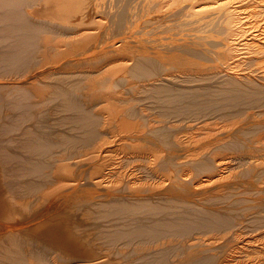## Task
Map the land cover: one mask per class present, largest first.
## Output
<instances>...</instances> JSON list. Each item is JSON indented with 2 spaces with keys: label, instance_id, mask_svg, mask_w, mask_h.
I'll return each instance as SVG.
<instances>
[{
  "label": "bare ground",
  "instance_id": "bare-ground-1",
  "mask_svg": "<svg viewBox=\"0 0 264 264\" xmlns=\"http://www.w3.org/2000/svg\"><path fill=\"white\" fill-rule=\"evenodd\" d=\"M183 1L179 9L189 27L200 26L211 35L216 31L215 37L209 41L202 36L198 39L199 35L191 41L179 38L168 51L169 45L161 49L138 31L141 28L137 30L141 23L137 21V6L145 2L147 7H154V12L163 11L161 0H127V4L114 12L113 19L110 17L117 26H124L122 35L109 36L111 40L108 37L111 28L101 9L104 0H0V110L4 111L0 115V264H264V228L247 235L238 231L242 225L264 224L261 195L264 180L257 174L264 173V151L255 153L250 146L243 152L240 146L244 135L228 143L233 148L240 147L243 153H238L239 149L237 153L217 151L224 145L220 143L226 137V126L221 132L223 124L210 122L213 119L204 121L208 115L202 121L188 122L187 129L182 128L189 131L180 135L177 126L163 125L156 116L149 117L144 107L134 105L135 100L145 101L163 114L196 113V116L200 110H231L241 95L254 103L262 100L263 104L264 67L260 81L256 82V79L238 76L233 70L236 63H233L239 59L238 50L250 42L257 44V53L264 59L261 33L249 32L250 37L239 38L260 19L262 22L258 16L264 11V0ZM173 2L167 6L175 5ZM36 14L47 21L33 18ZM50 22L55 39L45 35L48 32L41 33L45 28L48 30ZM248 22L253 25L249 26ZM189 27L190 32L193 29ZM207 44L213 49L208 50ZM163 55L177 56L184 62L194 63V67L189 64L191 67L180 71L184 75H172ZM191 55L228 59L232 64H227L226 68H222L224 65L199 68L200 60ZM37 59L42 60L41 69L35 74L32 70L25 73L23 70L33 66ZM9 73L15 76H5ZM158 75L163 76V81H157ZM177 77L181 80H173ZM219 77L222 84L220 87L216 84L219 97L197 96L192 81L201 80L202 86L207 88ZM246 126L241 123L243 130L238 128L244 132ZM263 126L258 127L264 130ZM159 142L168 144L170 150L166 158L161 156L160 145L154 147ZM254 142L264 150V135L253 139ZM198 149L203 150L201 156ZM186 159L195 168H208L210 172H206L204 178L200 175L199 180H193L191 173V179L179 174L182 173L179 169L187 165ZM236 160L246 164L243 172L253 171L260 176V183L248 180L250 176L245 179L248 180L247 190H251L253 196L258 195L252 201L258 202L263 212L260 209L261 212L245 214L250 210L241 212L242 205L225 208V204L214 206L216 201L212 204L213 199L218 203L219 200L228 202L235 194L234 186H230L234 181L228 178L234 176L231 164ZM158 162L160 166L166 165L164 168L173 165L172 170L176 168L178 175L173 174L177 171L160 170ZM129 164L155 180L147 181L149 187L146 185V189L141 190L132 176L125 180L122 188L119 185L122 181H118L124 180L123 168ZM189 184L198 194L209 191L213 185L218 189L215 188L216 193L212 190L214 194L210 193V197H196L205 205L199 206L201 202L195 205L194 200H189ZM240 212L244 220L238 216ZM94 224L99 226V229L95 226L97 232H93ZM229 226H233L234 231L219 233V236H206L211 232L204 229H229ZM196 228L207 230L201 232L205 236L198 232L179 243L183 235L177 241L174 236L175 243L170 240L174 233H169L170 239L160 238L166 230L185 234ZM99 244L110 248H100Z\"/></svg>",
  "mask_w": 264,
  "mask_h": 264
},
{
  "label": "rangeland",
  "instance_id": "rangeland-1",
  "mask_svg": "<svg viewBox=\"0 0 264 264\" xmlns=\"http://www.w3.org/2000/svg\"><path fill=\"white\" fill-rule=\"evenodd\" d=\"M112 1V2H111ZM115 1V2H114ZM117 1V2H116ZM119 0H104V2H103V8H101L102 10H103V12H102V14L106 17V19H107V22H108V24L110 25V28H111V30H109L110 32H109V34H111L112 35V33H113V35L111 36V35H109L108 34V37L110 36V37H113V36H115V34H116V36L115 37H117V35H122V31L121 30H123L122 29V27H124V26H117V24H115L114 22H112V19H113V17H114V15L116 14H114V12L115 11H118V9H121V7L122 6H124V3H126L127 4V0H120L119 2H118ZM161 1H163V4H164V6L162 7V8H164L163 9V11H157L156 10V12H154L155 11V9H153L154 7H147V5L145 4V2L143 3V6H141L140 4H139V6H137V8H136V11H137V21L138 22H141V23H139V25H138V27H137V30L138 29H140V30H138V31H141V32H143V33H145L143 36H145L147 39H150L151 41H149V42H156L155 44L157 45V47H159V48H161V49H167V47H168V45H169V47H168V51L170 50L169 48H172L174 45H176V43H178L180 40H179V38L181 39V38H185L186 40L188 39V41H191L192 39H197V37L196 36H198L199 38L198 39H201V37L200 36H202V38L203 39H206V40H208L209 41V39H213L215 36H213V34H215V32L214 31H212V35H211V32L210 31H205V29L204 28H202V27H200V26H197V25H191L190 27H189V25L190 24H187V22L186 21H184L185 19H184V17H183V13L181 12V8L179 9V7H181V5H183V0H182V2H181V0H176V2H173L174 0H161ZM111 2V3H110ZM114 2V3H113ZM175 3V5H173V6H171V7H169V6H167V4L168 3ZM182 4H181V3ZM118 3V4H117ZM177 4H181L180 6L178 5L177 6V8L175 7ZM119 5V6H118ZM172 5V4H171ZM146 6V7H145ZM175 7V8H174ZM111 8V9H110ZM117 8V9H116ZM141 8V9H140ZM144 8H146V9H144ZM170 8V9H169ZM114 9V11H112ZM176 9H177V11H176ZM178 9H179V11L181 12V14H180V12H178ZM141 10H143V11H141ZM146 10V11H145ZM149 10V11H148ZM172 10V11H171ZM105 11V12H104ZM110 11H111V13H110ZM161 12V13H160ZM170 12H175L173 15L170 13ZM176 12H178V14H176ZM142 13V14H141ZM151 13V14H150ZM153 13V14H152ZM263 13V14H262ZM262 13H260V15L258 16V18L260 17V18H262V22H261V19H260V21L259 22H261V23H259V22H257L258 23V25H257V23L255 24V26H253V27H251L250 28V30H246L245 32H244V36H243V34H241V36L239 37L240 39H241V37L242 38H244V37H248L249 35H251V34H253V33H258L259 32V34L262 36H264V11L262 12ZM179 14L180 15H182V16H179ZM148 15V16H147ZM159 15V16H158ZM261 15H263V16H261ZM36 17H33V18H37V19H39V20H44V21H47V20H45V18L43 19V18H41L42 16H39V15H35ZM112 16V17H111ZM144 16V17H143ZM161 16V17H160ZM112 19H111V18ZM141 17L143 18V20L141 19ZM175 17V18H174ZM181 17V18H180ZM111 20H110V19ZM140 18V19H139ZM158 20H157V19ZM178 19V21H177V19ZM250 18H253V16H250ZM110 20V21H109ZM144 20H146V21H144ZM147 20H148V22H149V24H148V26H146L147 24H146V22H147ZM176 20V21H175ZM251 20V19H250ZM102 21H103V23H105L106 22V20L104 19V18H102ZM181 21V22H180ZM182 21H183V23H182ZM110 22V23H109ZM145 23V25H144V23ZM182 23V24H181ZM186 23V24H185ZM253 23V22H252ZM252 23H249L248 22V25L250 24V25H253ZM112 24V25H111ZM170 24V25H169ZM184 24V25H183ZM263 24V25H262ZM115 25H116V27H115ZM142 25H144V26H142ZM161 25V26H160ZM169 25V26H168ZM245 25H247V23L245 24ZM247 25V26H248ZM249 25V26H250ZM50 27L48 28V30L45 28V29H43L42 30V34H45V33H47V34H45V35H48L49 37H53L54 38V36L56 35H53L55 32H53V31H51V22H50V25H49ZM148 27V28H146V27ZM153 27V28H151V27ZM158 26L162 29V30H159L160 28H158ZM172 26V27H171ZM184 26V27H183ZM186 26H188L189 27V29L191 28V29H193V30H191L190 32H189V30L186 28ZM196 28H195V27ZM257 26V27H256ZM262 26V27H261ZM117 27H118V29H117ZM121 27V28H120ZM155 27H157L156 29L158 30H156L155 29ZM197 27H200V28H198L197 29ZM255 27V28H254ZM262 29H261V28ZM119 28H120V30H119ZM143 28V29H142ZM151 28V29H150ZM183 28V29H182ZM247 28V27H246ZM257 28V29H256ZM146 29H147V31H146ZM148 29L150 30V31H152V32H155V33H152V32H150V31H148ZM165 29H167V30H165ZM182 29V30H181ZM196 29V30H195ZM201 29H202V31H201ZM204 29V30H203ZM259 29H261V30H259ZM46 30V31H45ZM115 30V31H114ZM118 30V31H117ZM155 30V31H154ZM175 32H174V31ZM180 30V31H179ZM184 30V31H183ZM252 30V31H251ZM263 30V31H262ZM163 33H162V32ZM195 31V32H194ZM200 31V33H198ZM150 32V33H149ZM159 32H161L160 34H159ZM207 32L208 33H210V36H208L207 35ZM249 32L251 33V34H249ZM121 33V34H120ZM147 33V34H146ZM165 33V34H164ZM167 33V34H166ZM175 33V34H174ZM217 33L219 34L220 32L219 31H217ZM226 32H222V34L224 35ZM245 33H247V34H245ZM148 34H153L152 36L151 35H148ZM172 34V35H171ZM177 34V35H176ZM183 34V35H182ZM189 35V36H187V35ZM192 34V35H191ZM258 34V35H259ZM53 35V36H52ZM160 35H162V36H160ZM172 37H171V36ZM179 35V36H178ZM186 35V36H185ZM206 35H207V37H206ZM246 35V36H245ZM257 35V37H259ZM234 36V35H233ZM235 36H237V35H235ZM109 37V40H111V39H113V38H110ZM160 37V38H159ZM174 37V38H173ZM189 37L191 38V39H189ZM194 37V38H193ZM196 37V38H195ZM250 37V36H249ZM56 38V37H55ZM54 38V39H55ZM238 38V39H239ZM53 39V40H54ZM156 39L158 40L159 39V41H156ZM161 39V40H160ZM237 39V40H238ZM239 39V40H240ZM169 40V41H168ZM177 40V41H176ZM243 40V41H242ZM242 40H240L241 42H244V39H242ZM247 40V39H246ZM162 41V42H161ZM211 41V40H210ZM171 42V43H170ZM240 42V43H241ZM50 44L49 45H51V40H50V42H49ZM160 43V44H159ZM164 43V44H163ZM254 43V44H253ZM52 44H53V42H52ZM243 44V43H242ZM166 45V46H165ZM210 44H207L206 45V47L208 48V50H211V45L209 46ZM238 45V44H237ZM249 45V46H248ZM248 45H245V46H247V48H245L244 49V44H243V46L241 45V47H243V49L241 48L240 50H238V52H241V53H239V59L244 55V56H246V57H244L243 56V58L241 59V60H237V62H234L233 64H235L236 63V66H234V68H233V70L234 71H236L235 73L238 75V76H243V77H249L248 79H250V80H252L253 79V81H255V79H256V82H259L260 81V78L262 77V75H261V70L263 69V67L264 66H262V64H264V59H263V57H261L260 56V54H258L257 53V50H258V48H257V44L255 43V42H250V43H248ZM252 45H254V46H252ZM172 46V47H171ZM240 46V45H239ZM164 47V48H163ZM209 47H211L210 49H209ZM250 47H251V50H250ZM213 49V48H212ZM252 49H253V51H252ZM248 51V52H247ZM256 51V52H255ZM250 52V53H249ZM253 53H255V54H253ZM246 54V55H245ZM248 54V55H247ZM250 54V55H249ZM255 56H253V55ZM242 55V56H241ZM259 56V57H258ZM207 57H209L208 59H206V58H204L203 59V57H199L198 58V56L196 57H194L193 55H191V58H193V59H198V60H200L199 61V64H197L198 66H199V68H203V67H212L213 65H218V68L220 67L221 68V66L222 65H224L222 68H226L227 67V64H232L231 62H228L229 60L227 59H224V60H226L225 62H222V61H224L222 58H221V60L220 59H218V58H216V57H213V56H207ZM257 57V58H256ZM262 59H261V58ZM162 58H163V61L165 62V65L168 67V70H169V72L172 74V75H184V74H181L180 73V71L181 70H185V69H187L188 67H191L192 66V64H194V63H191V62H189V61H187V62H184V60L183 59H181V58H179V57H177V56H169V55H163L162 56ZM200 58H202V60L200 59ZM213 58H216V59H214V60H212ZM206 59V60H205ZM210 59V60H209ZM239 61V62H238ZM41 62H42V60L41 59H37L36 60V62L34 63L33 62V66H29L28 68H26L25 70H23L25 73H27V72H31V70H32V72H33V74H35L37 71H39L40 69H41ZM219 63H222V64H219ZM191 66H190V65ZM238 64V65H237ZM240 64V65H239ZM40 65V66H39ZM184 65H185V67H184ZM221 65V66H220ZM188 66V67H187ZM226 66V67H225ZM192 67H194V65L192 66ZM242 68V69H241ZM34 69V70H33ZM258 69V70H257ZM240 70H242V71H240ZM188 72H189V70H187ZM193 71V70H192ZM240 73H239V72ZM24 72H22V73H24ZM188 72H186L185 71V73H188ZM243 72V73H242ZM184 73V72H183ZM190 73V72H189ZM242 73V74H241ZM247 73V74H246ZM243 74H245V75H243ZM256 74H258V75H256ZM11 76V77H14L13 76V74H11V73H9V74H7V75H5V76ZM249 75V76H248ZM256 75V76H255ZM9 76V77H10ZM161 76V77H160ZM157 77V76H156ZM159 77V78H158ZM158 77H157V79H159V80H157L156 78V80L157 81H163V79L164 78H162L163 76L162 75H158ZM182 77V76H181ZM181 77H177V78H175V79H173V80H176V81H180L181 80ZM251 77V78H250ZM254 77V78H253ZM255 77H257V78H255ZM162 78V79H161ZM137 79V81H141L140 79L138 80V78H136ZM136 79H135V81H136ZM259 80V81H258ZM201 81V80H200ZM198 79L195 81H192V83H194V85H195V88H196V90L198 91V94H197V96L199 97V98H210V97H213V98H215V97H219V92L217 91V86H221L222 84L221 83H219L220 81H221V78L219 77V79L217 78V79H213V81H215L214 83H213V85H211V86H208L207 88H205L204 86H202V83L200 82ZM196 82V83H195ZM218 83V85L216 86V84ZM221 84V85H220ZM237 100H238V104L236 105V106H234V108L233 109H231V110H218L217 111V109H215V112H212V111H214V110H209V111H207V110H200V111H198L197 112V115L195 116V114H185V113H183V114H179V115H173V114H163V113H160V112H158V110L154 107V106H151V105H149V104H147L145 101H137V100H135L134 101V105H136V104H138L137 106H142V107H144L145 108V112L146 113H148L147 115H149V117L150 116H152L153 117V119H154V117L156 116L157 118H155L156 120H159V119H161V121H160V123L161 124H163V125H167V126H170V127H172V128H176V126L178 127L177 129H179L178 130V134L180 133V135H184L185 133L184 132H188L189 131V128H188V130H186L187 129V127H185L186 126V124L188 123V122H193V123H195V122H197V121H202L203 119H204V117H206L207 115V117L205 118V120L204 121H207L208 122V120L210 121V119H213V120H211L210 122H214L215 121V123L216 124H218V125H222L223 124V128H222V131L221 132H224L225 133V135H226V137L221 141V143L220 144H224L223 146H221L220 144H218V145H220L221 147H220V149H216L217 151H222V152H238V150L237 149H239L240 150V152H238V153H241L242 151L244 152L245 150L244 149H247V148H249L250 146V149L252 148V147H254L252 150H260V151H255V153H258V152H263L264 150L262 149L261 150V148H259V147H261V145H259V144H257V142L254 144V143H252V140L253 139H256V138H259V137H261V136H263L264 134V130L263 129H260V127L262 128V125L264 124V121H261L262 119L264 120V102H263V104L261 103V101H258V102H252V101H250L249 99H248V97H246V96H244V95H241V96H239L238 98H237ZM137 101V102H136ZM264 101V100H263ZM1 104V103H0ZM202 111V112H201ZM253 111V112H252ZM3 109L2 110H0V115H2L3 114ZM199 112H201V115H198V114H200ZM205 112V113H204ZM252 112V113H251ZM256 114H255V113ZM259 112V113H258ZM160 113V114H159ZM245 113V114H244ZM247 113H248V115H247ZM251 114V115H250ZM254 114V118H252V115ZM258 114V115H257ZM202 115H204L203 117H202ZM246 115V116H245ZM260 115H263V117H261ZM242 116H244V117H242ZM137 117H138V115H137ZM136 117V118H137ZM198 117V118H197ZM240 119H239V118ZM248 117V118H247ZM260 117V118H259ZM159 118V119H158ZM199 118H201V120H199ZM209 118V119H208ZM215 119V120H214ZM225 119V120H224ZM217 120H218V123H217ZM220 120H224L222 123H220L221 121ZM256 120H258V121H256ZM162 121H163V123H162ZM165 121V122H164ZM173 121V122H172ZM243 121V122H242ZM250 121V122H249ZM253 122V124H252V122ZM260 121V122H259ZM51 122H52V119H51ZM175 122L177 123V125L175 124ZM186 122V123H185ZM254 122H256V123H254ZM164 123H166V124H164ZM184 123H185V125H184ZM220 123V124H219ZM243 124L244 125V127L246 126V129H247V131H242L243 129L240 127V124ZM259 123H261V124H259ZM263 123V124H262ZM168 124H171V125H168ZM182 124H183V126H182ZM246 124V125H245ZM249 124H250V126H249ZM257 126H256V125ZM260 125V127H258L259 125ZM173 125H175L174 127H173ZM226 126V127H225ZM186 128V129H184L185 131H183V128ZM226 128V130H224L223 131V129H225ZM241 128V129H239V128ZM252 127V128H251ZM263 128H264V126H263ZM147 128H145V130H146ZM191 129V128H190ZM193 129V128H192ZM191 129V130H192ZM237 129H239L238 131H236ZM258 130V131H257ZM259 130H261L260 132H259ZM182 131V132H181ZM242 133H241V132ZM247 132V133H246ZM255 132V133H254ZM259 132V134H257ZM244 133H246V134H244ZM249 133V134H248ZM235 134V135H234ZM261 134H263V135H261ZM244 135V136H243ZM246 135V136H245ZM248 135V136H247ZM231 136L233 137V138H231ZM236 136H243V138H244V142H243V144L240 146L241 148H242V151H241V148L239 147H236V148H233V147H231L228 143L232 140V139H234V138H236ZM253 136V137H252ZM247 137V138H246ZM250 137H252V138H250ZM231 138V139H230ZM248 141H250V143L251 144H249V142ZM248 142V143H247ZM164 142H159V144L157 145V144H152L154 147H157V148H159V145L161 146V148L160 149H163L162 151L163 152H161V156H163V158H166L167 157V154H166V152L168 153V151L170 150V149H168V144L167 143H164ZM247 143V144H246ZM257 144V145H256ZM166 145V146H165ZM225 146V147H224ZM230 147V148H229ZM224 148V149H223ZM232 148L234 149V150H237V151H234V150H232ZM200 150V151H199ZM198 151H199V155L198 156H201L200 154L201 153H203V150L202 149H198ZM197 151V152H198ZM202 151V152H201ZM242 152V153H243ZM186 164L187 165H184V169H179V172H182V173H179L178 172V170L175 168V170L174 171H177V172H174L172 169H173V165H167L168 167H169V169H168V167H163V166H166V165H161L160 166V164H159V162L157 163V166L160 168V170H164V169H166V170H164L165 171V173H167V170L169 171V172H174L173 174H177L178 175V173L179 174H182L183 176H186L187 175V177H189V179H191L193 176H194V178H193V180L195 179V180H199V179H202V178H204L203 176H205L208 172H210L209 170H208V168H195L196 166H193V164L189 161V159H186ZM191 163V164H190ZM159 164V165H158ZM232 166H233V171H234V176H233V178H232V175L228 178V181H230V182H239V185H241V186H239L238 184L236 185V184H234V182H233V185H230V186H234V195L233 196H231L232 198H230L229 199V201L227 202V201H222V200H219V203H218V200H215V199H213V202H212V204L214 203V206H215V204H218V205H216V207H222V206H224V204H225V208H233V207H238V208H240L239 207V205L241 206L242 205V207H241V212H243L242 210H245V209H247L248 208V210H250L249 211V213L247 212V213H245V211H244V213L245 214H250L251 212H253V211H256V212H263V208L259 205V204H257L255 201H252V199H255L258 195H255V196H253L254 194H251V190H247L248 189V186L246 185V183H247V181L248 180H251V181H258L259 183L260 182H262L263 180H264V177L262 176L263 174L262 173H257V172H254L253 173V171H251V173H250V171H249V173L247 172V171H242V168H244V166H246V164L244 165V163L242 162L241 164L236 160V161H233L232 162V164H231ZM238 165V166H237ZM190 166V167H189ZM236 166V167H235ZM242 166V167H241ZM129 167V168H128ZM128 167H124L123 168V175L125 176H123V179L124 180H120V181H118V183L119 182H123V184H122V182L121 183H119V185L120 186H122V188L124 187V185H125V180L126 179H130L129 177H134L135 178V180H136V182H135V185L136 186H141V190H144V189H146V185L148 186V184L149 183H151V182H153V179L154 178H152L151 176H149L148 174L147 175H142V174H144L145 172H143V171H141L140 169H137L136 167H132L130 164L128 165ZM131 167V168H130ZM163 167V168H162ZM238 167L240 168L241 167V169H238ZM235 168H237V170L235 169ZM129 169H131L132 170V173H128L129 171H131V170H129ZM190 169H193L194 171H195V173L193 172V170H190ZM197 169H199V171L197 170ZM129 170V171H128ZM202 172H201V171ZM204 170H205V173H204ZM236 170V171H235ZM126 171V172H125ZM137 171V172H136ZM135 172V173H134ZM142 172V173H141ZM183 172H186V173H184L183 174ZM188 172V173H187ZM197 172H201L202 174L204 173V175H202L201 173L199 174V173H197ZM207 172V173H206ZM134 173V174H133ZM137 173V174H136ZM140 173V174H139ZM189 173H191V178H190V174ZM253 173V174H252ZM259 174L260 176H261V180L259 179L260 178V176L259 175H257V174ZM199 174V175H198ZM252 174V175H251ZM202 176V178H201V176ZM145 176H147V177H145ZM200 176V178H198ZM238 176V177H237ZM248 176H250V178H247L248 180H246L245 178L246 177H248ZM256 176V177H255ZM141 177V178H140ZM148 177H150L149 178V180H147L148 179ZM237 177V178H236ZM252 177V178H251ZM253 177H255V179L253 178ZM258 177V178H257ZM263 177V178H262ZM146 178V179H145ZM235 178H236V180H235ZM257 178V179H256ZM146 181H145V180ZM243 179V180H242ZM245 179V180H244ZM155 180V179H154ZM242 180V181H241ZM141 181H142V183H141ZM149 183H148V182ZM151 181V182H150ZM245 181V182H244ZM235 182V183H236ZM241 182V183H240ZM257 182V183H258ZM118 183H117V186H119L118 185ZM145 183V184H144ZM164 183V184H163ZM162 183V185L164 186V187H166V184L168 185L169 184V181L168 180H166V184H165V182H163ZM207 183V182H206ZM245 183V184H244ZM122 184V185H121ZM263 184H264V181H263ZM115 185H116V183L115 184H113V187H115ZM145 185V186H144ZM192 184H189L188 185V187H190L189 188V192H191L188 196H189V200H194L193 201V203H195V205L196 204H198L199 205V203H200V205L199 206H205L204 205V203H203V200L201 199V200H198L199 198V196H209L210 195V193H211V195H213L214 194V191H212V190H215V193L217 192L216 191V189L215 188H217V186H215V185H213L210 189H211V191H210V189H209V191H207V192H203V193H196V192H193V188H192V186H191ZM246 185V186H245ZM116 186V187H117ZM238 186V187H237ZM145 187V188H144ZM149 187V186H148ZM214 187V188H213ZM236 187V188H235ZM243 187H246V188H244L243 189ZM120 189H121V187H119ZM218 189V188H217ZM192 190V191H191ZM245 190V191H244ZM247 190V191H246ZM239 191V192H238ZM242 192V194H240L241 192ZM249 191V192H248ZM142 192H145V191H142ZM192 192H193V194H192ZM195 193V194H194ZM246 195H245V194ZM251 195H250V194ZM202 194V195H201ZM206 194V195H205ZM238 194V195H237ZM264 194V193H263ZM263 194H261L262 195V197L264 198V195ZM236 195V196H235ZM240 195V196H239ZM242 195V196H241ZM190 196H191V198H190ZM192 196H193V198H192ZM237 198V200H236V198ZM238 196V197H237ZM245 196V197H244ZM251 196V197H250ZM260 196V195H259ZM198 199H197V198ZM210 197V196H209ZM241 199H240V198ZM248 197V198H247ZM250 197V198H249ZM254 197V198H253ZM235 200H234V199ZM243 198V199H242ZM244 198H246V200L248 201V202H246V200L244 201ZM240 199V200H239ZM198 200V201H197ZM231 200H234V201H231ZM243 200V201H242ZM249 200H251V201H249ZM230 201L232 202V204L230 205ZM238 203L239 201V204H237L236 202ZM242 202H244V203H242ZM250 202V203H249ZM228 204V206H226ZM234 204H236L235 206H233ZM246 204V205H245ZM257 206H256V205ZM248 205V206H247ZM243 206L244 207H246V208H243ZM261 208H260V207ZM258 209H257V208ZM243 208V209H242ZM260 209H261V211H260ZM248 210H246V211H248ZM241 212H240V214L238 215L240 218H241ZM243 214V213H242ZM244 215V214H243ZM237 216V217H238ZM240 218L238 219V221L240 220ZM243 218H245L244 216L241 218V219H243ZM92 219V218H91ZM244 220V219H243ZM262 225V224H261ZM260 224H259V227H258V225H255V226H246L245 227V225H242V227H240L239 228V232L241 231V233L243 232V234L244 235H247V234H254L255 232L256 233H258L261 229H263L264 227H262V226H264V224L261 226ZM95 226H98V225H93L92 226V228H93V232H97L98 230H96V228L97 227H95ZM230 228L228 229V227H224V228H216L217 230H221V231H215L216 229L215 228H210V230L208 229V228H204V229H207L208 231H210L211 233H207L206 234V236H210V235H215V236H219V233L221 234H224V232L226 233H230V232H232V231H234V228H233V226H232V228H231V226H229ZM252 227V228H251ZM261 227V228H260ZM92 228H90V230L92 231ZM259 228V229H258ZM97 229H99V226H98V228ZM203 228H200L199 230L196 228V229H193V231H192V229L190 230V231H187L185 234H183L184 232H181V234L178 232V231H173V230H169V231H165V232H163L160 236V238L162 239H170V240H172L173 238H175L174 236H176V241H177V238L179 239V237L181 238L182 236L181 235H183L184 236V238H182V239H179L177 242L179 243V241L180 242H182V241H186V239L188 238V239H190V238H192V237H194L195 236V233H197L198 234V232L200 233L199 235H201L202 233L201 232H203V233H206L205 231H207V230H204ZM212 229L214 230V232H212ZM223 229H225L224 231H223ZM228 229V230H227ZM201 230V231H200ZM204 230V231H203ZM227 230V231H226ZM258 232H257V231ZM195 231V232H194ZM197 231V232H196ZM250 231V232H249ZM189 232V233H188ZM167 233V234H166ZM169 233H170V235H172L173 233L175 234V235H172L173 237H170L169 238ZM172 233V234H171ZM192 233V234H191ZM193 233H194V235H193ZM216 233V234H215ZM217 233H218V235H217ZM187 234V235H186ZM191 234V235H190ZM197 234H196V236H197ZM166 235H167V238H166ZM189 235V236H188ZM202 235H204V234H202ZM186 236H188L187 238H186ZM192 236V237H191ZM205 236V235H204ZM184 239V240H183ZM187 239V240H188ZM100 241V239L97 241V240H95V242H99ZM174 239H173V242L175 243L176 242ZM99 246H100V248H106V247H108L107 245L105 246L104 245V247H101V246H103L102 244H99ZM110 246V245H109ZM128 247L129 246H127L126 248L128 249ZM108 248H110V247H108ZM111 250H112V247H111ZM113 250H115V248H113ZM179 250H177V252H178ZM179 253H180V251H179Z\"/></svg>",
  "mask_w": 264,
  "mask_h": 264
}]
</instances>
